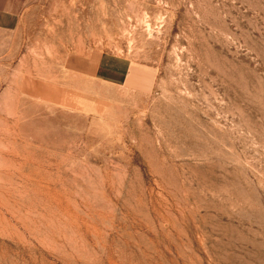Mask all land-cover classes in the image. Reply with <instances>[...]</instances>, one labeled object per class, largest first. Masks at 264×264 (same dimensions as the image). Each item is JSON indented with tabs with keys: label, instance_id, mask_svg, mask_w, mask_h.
Wrapping results in <instances>:
<instances>
[{
	"label": "rangeland",
	"instance_id": "obj_1",
	"mask_svg": "<svg viewBox=\"0 0 264 264\" xmlns=\"http://www.w3.org/2000/svg\"><path fill=\"white\" fill-rule=\"evenodd\" d=\"M0 264H264V0H33L0 37Z\"/></svg>",
	"mask_w": 264,
	"mask_h": 264
},
{
	"label": "crops",
	"instance_id": "obj_2",
	"mask_svg": "<svg viewBox=\"0 0 264 264\" xmlns=\"http://www.w3.org/2000/svg\"><path fill=\"white\" fill-rule=\"evenodd\" d=\"M32 4L33 0H0V37L18 32L23 26ZM87 56L88 59H83V56H81L82 58L77 62L80 65V69H75V71L78 74L83 73L86 76L94 77V72H97L98 66L101 65L103 58H99L98 61L96 60L94 70V62L90 60L93 56ZM83 65H86V68L90 67L89 72L83 71Z\"/></svg>",
	"mask_w": 264,
	"mask_h": 264
}]
</instances>
